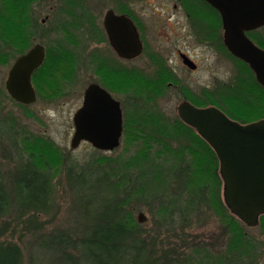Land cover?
<instances>
[{
	"label": "rangeland",
	"instance_id": "1",
	"mask_svg": "<svg viewBox=\"0 0 264 264\" xmlns=\"http://www.w3.org/2000/svg\"><path fill=\"white\" fill-rule=\"evenodd\" d=\"M64 1L68 0H59L56 2L64 3ZM77 1L80 2L79 4H77L78 6L82 4L84 5V10L81 12L83 15L85 14L86 18L87 6H85V4H88L91 0ZM101 1H103L104 3L102 7L100 6L99 10L102 13L107 4H109V2L111 3L112 1ZM95 2L97 3L98 1L96 0ZM136 2L138 1L127 0V3H129L131 7L135 5ZM21 4H24L25 9V2L22 1ZM93 4L94 1H92L91 5L89 6L90 13L94 7ZM28 6L29 10H34V13L36 10L40 11L35 7V4ZM55 7L58 9V11L63 8L57 5ZM19 8L20 5H13L12 7L13 28H11L9 22L3 23V34L9 35V39L12 40L14 49L17 52L16 54L22 52L24 48L28 49L34 44L35 40H39L42 36L39 35V33L42 32V28H40L35 35H31L34 36V41L30 39L32 42H30L29 45L25 44V23H22L20 13L21 10ZM47 12L49 11L45 10V12H42V14H35L38 23L44 17V14H47ZM182 12L184 13V11ZM181 15L182 13L180 11L176 14V16L179 18H181ZM62 18H64V15ZM179 18H172L171 23ZM56 19L60 24L61 21L59 18V13ZM82 24H86V21H83ZM15 27L19 28L21 32H23L22 37L14 33V30H16ZM70 28H72V26L62 27L63 30H60L59 32H69L71 30ZM73 32L74 34L79 33L76 30H74ZM61 33L60 36L62 35ZM166 35L167 33L163 32V36ZM152 36L156 37L155 33H153ZM57 39L59 38L57 37ZM55 43L58 44L59 42L56 41ZM193 45L196 47L194 52L198 53V55H196L195 57V61L199 64V70L195 73L191 72L189 73V75H186V73H183L181 71L182 74H184L183 78L185 79V98L189 101H192L196 105L208 102L214 103V101L211 100L218 99L219 102H217V105L219 109H221L222 111L226 110L232 116L238 117L243 121L252 122V120L254 121L260 117L264 118V115L255 114L248 108L244 109V107H242L239 102L233 101L232 99L229 100L228 97H225V94L221 93L222 84L232 85L233 83H236L237 78L240 75L241 64L238 61L232 59L224 51L222 46L214 55L211 54V51L203 49L201 48V46H197L195 42L193 43ZM72 51L77 56L75 68L72 64L67 63L61 69H43V67H41L40 69L35 71L32 77V84L34 89L36 90L37 99L32 106H25V110L23 109L22 105H19L15 102L11 103L10 100L6 97V92L4 90V81L6 79L7 72L10 66H3L2 64H0V166L2 167V169L6 171L7 169L11 168L14 162L13 157L19 154L15 152L14 148H12L14 131L17 132L18 136L25 135V139H29V136L39 137L43 139V142H50L57 149H60V152H63V156L57 157V160L55 159L53 161V165H51V172L53 174V192L51 196L52 206L49 208V211L39 216L37 227L32 230V234L27 231H25V233L22 232V229H25V221L18 224L11 222L8 227L9 230L16 228V232L10 238L12 241L17 242L24 249V264H35V250L39 241L43 239L49 245L55 241V239L50 238L47 235H51L60 230L72 231V229H75L83 224L91 225L94 223V217L96 216L98 209L93 207L92 204L87 201L86 197L89 196V194L92 192H98L100 188H97V184H95L94 181H89L88 178L85 177L84 188L91 191L83 192L81 194V197H79V205L81 206L79 208L75 207L73 206V200L78 196H76L75 193H71L70 191L68 175L73 169L71 168V163L73 161L75 163L77 162L81 164L86 163L87 161H90V158L96 153L101 156L103 162L99 161L100 163L96 165V163L91 160L89 163V165L91 164L90 173L91 177H93L94 179L98 176L100 180L103 179L102 181L104 183L102 185V189L99 190V193L101 195H104V197H107L105 201L107 202V204L105 202L104 203L108 207H110L109 205H114L116 207L118 206L117 209L121 214L122 220L124 219L126 220V222H135L140 224L142 238L145 240V246L143 248H145L146 251H148L147 249H150L151 251L153 250V254H157L160 253V251L166 250L167 246L165 244H167L169 240H172L170 233L173 232V229L174 232L177 233V237L182 238L183 236L187 241V244H185V246H191L192 243L190 242L192 241L197 243L201 236H203L205 237V242L209 243L207 245H210V248H212V246H215V249L213 251H217L220 249L222 250V242L219 240L221 239V236H223L222 240L224 238L229 239V234L227 233V231H225L227 234H224L225 232H222L223 235L221 234V230L228 228H226L223 224V220L227 219L229 215L227 211H222V209L220 211L221 214L215 212L212 189L214 187L213 181L210 182V186V180H206L204 182L206 183V185L208 183L207 187L210 188L207 189L208 192L204 193L203 200L204 203L207 200L209 201L208 206L205 203V207L201 206V208L197 210L196 213H198L199 215H194L196 213H191L189 216L185 215V217H183L180 212L182 210H179L178 208H176L177 211H174L171 214H162V211L164 209H162L161 206H158L157 204L158 201H168L165 198L167 193H170L171 197L176 196V193L178 192L182 197H188V195H191V193L187 189V186L190 188V185H195L192 181L195 180V178L199 177V175L197 174L193 175V168L190 164L191 161L189 162L188 166V169L190 168V170L187 172L188 175L185 174L186 176H184L182 172L183 169L181 167L182 165H179L178 169L180 171H177L178 176L174 177V179H170L167 176L168 185L163 186L165 187L166 191L159 190L154 199L148 198L149 196H147L148 192H150L151 195V192L155 186L153 183L150 185L149 191H144L146 193V196H144L143 198H137L139 193L132 194L130 191L132 190L133 185H135L134 182H139V180H133L131 182L125 181L123 185H121V181H123L122 176L120 178L119 175L109 176L107 174L106 170L111 165L108 162L110 158L120 159V157H122L123 159L127 160L130 155L135 154V152L137 153V150L145 149V147L153 145L154 143L158 147H160V149H164L163 144L167 145L166 141L169 142L173 147H177L178 144H184L185 142V139L183 140L181 137V139H176V137L179 136L178 132L181 131L180 125H172V123L170 122V118H174L173 115L176 114V107L179 103L176 95L177 91L173 90V96L165 95L162 99H160L161 101L159 102L152 99L153 88L155 89L156 85V80L152 76V71L156 70L154 66L150 65V63L147 64L148 70H146L145 74L146 79H139L138 76V74L141 76L144 75V72H138V65L141 63V60L127 63L125 71L123 73L124 78L121 80V78L117 76L110 77L112 83L110 87L113 90H122L125 93V100L127 104L135 103L136 105H138V109L142 110L144 113H152L153 111L160 109L163 113L166 114L165 116L167 117H159V119H157L158 117L154 116V113L147 114L150 117H154L155 120L153 121L147 118L146 122H143L139 129H136V126L132 131H129L127 129L124 137L121 140V146L110 153H101L100 151L97 152V150L93 151L87 143H82L78 146V148L75 149L70 148V139L73 134L71 125L72 116L73 113L81 106L82 93L87 86V56L84 51L78 52V54L76 53V49ZM70 58L71 54L68 53L65 59L70 60ZM113 74L117 73L114 72ZM71 84L73 90L75 91V94H72L68 97H63L62 92L60 91L61 87H66V85L70 86ZM58 87L60 88L58 89ZM57 89L59 93L57 92ZM215 92H218V94H215ZM46 94L51 95V98L52 96L57 94V97L56 99L52 98V101H47L44 99ZM262 101L263 100H261L260 102ZM258 108L264 110L261 107ZM187 128L190 127L187 126ZM164 132L169 133L167 134ZM193 132L194 134H196V131L192 129V133ZM162 134L166 136L164 137L166 141L162 138ZM18 151L20 152L21 150ZM23 153L25 154V151ZM186 161L188 160H183L181 163L187 164ZM155 162L156 160L154 161V163ZM113 165L116 166V164ZM118 169L119 166L111 171L116 172ZM123 170L126 169H123L122 167V171ZM129 171H131V169ZM136 171L137 168H134V172ZM165 173L168 174L166 170ZM104 174L105 177L108 178L107 183L104 180ZM118 177L121 180L120 184L116 185L114 189L108 186L111 183L116 184L119 180ZM178 181H180L182 187L183 182H185L184 188L181 192L178 188ZM92 185L94 186V188H92ZM198 185L202 186V184ZM201 188L203 189L205 187ZM153 193H155V191ZM85 204H89V206H86ZM95 204H97V202H95ZM165 207L169 208L170 205L166 204ZM170 209L171 208H169V211ZM155 211L160 212V214L155 213ZM139 213H142L144 215V222H138ZM200 214L201 217H199ZM199 218L201 220H199ZM191 219L193 222L191 221ZM190 221L192 223L188 224L187 222ZM181 227L183 229H181ZM242 227L248 236V240H251V242H254L257 239H262L264 241V220L261 221V218L259 219L258 225L255 227H248L245 224H242ZM170 248L178 249V251L181 252L187 249H184V247L181 246L180 243H178L176 246L172 245L170 246ZM40 251L42 255L39 259V263L64 264L62 260L58 259L60 255H58L53 250L42 247ZM75 264L79 263L77 262Z\"/></svg>",
	"mask_w": 264,
	"mask_h": 264
},
{
	"label": "trees",
	"instance_id": "2",
	"mask_svg": "<svg viewBox=\"0 0 264 264\" xmlns=\"http://www.w3.org/2000/svg\"><path fill=\"white\" fill-rule=\"evenodd\" d=\"M22 1L23 0L15 2L14 6L20 5L19 9L21 10L22 23H25V9L24 4H21ZM15 29L14 33L22 37L23 32L17 27H15ZM221 46L232 58L223 43ZM240 64V75L236 83L232 85L222 84L221 93L225 94V97H228L229 100L232 99L233 101L239 102L244 109L248 108L255 114L264 115V110L258 108L261 107L264 109V88L256 81L255 77L248 72L246 64L242 62ZM215 94H218V92H215ZM261 100L263 101L260 102ZM211 101H214V103L208 102L197 105H215L218 107V99H212ZM223 112L231 119L240 123L248 122L232 116L226 110H223ZM147 118L149 120H155L154 117L146 115L140 118L141 122H146ZM258 119H261V117ZM179 125L181 131L178 132L179 136H177L176 139H185L184 144L180 143L177 147H173L164 139L166 136L162 134V138L167 143V145H165L161 142L164 145V149H160V147L154 143L153 145L145 147V149L137 150V153L135 152V154L130 155L127 160L122 157H120V159L110 158L108 162L111 165L106 170L107 174L109 176L119 175L120 178L122 176L123 181L118 177L119 180L116 184L111 183L107 185L114 189L116 185L120 184V181L122 182L121 185H123L125 181L131 182L133 180H139V182H134L135 185H133L130 192L132 194L139 193L137 198H143L146 196L144 191H149L150 185L153 183L155 186L151 195L150 192H148L147 196H149L148 198L154 199L159 190L166 191L163 186L168 185V177L174 179V177L178 176L177 171H180L178 169L179 165H182L184 176L188 175L187 172L190 170L188 166L191 161L190 164L193 168V175H199L198 178L192 181L195 185H190V188L187 186L191 195L182 197L178 192L176 196L171 197V194L167 193L165 198L168 201H158L157 204L164 209L162 214H171L177 211L176 208H178L182 210L180 212L183 217H185V215L189 216L191 213H196L201 206L205 207V203L208 206L209 200L204 203L203 195L205 192H208L207 189L210 187H207L208 183L206 185L204 182L210 180V186V182L213 181L214 187L212 189L215 212L221 214L220 211L222 209V211H227L229 215L227 219L223 220V224L228 228L221 230L222 235V232L227 231L229 239L224 238L222 240L223 236H221L220 240L218 239L222 242V248H224L223 253H221V250L213 251L215 246L210 248V245H207L209 243L206 242H204V250L202 253V247H198V243L202 239V236L197 243L192 241L190 242L192 243L191 246H185L187 241L183 236L182 238L177 237V233L174 232V229L173 232L170 233L172 240H169L167 244H165L167 246L166 250L160 251V253L157 254H153V250L151 251L150 249L146 251V249L143 248L145 246V240L142 238L140 224L126 222L124 219L122 220L121 214L117 209L118 206L109 205L110 207H108L106 205L107 202H105L107 197L99 193L104 183L102 181L103 179L100 180L98 178L99 176L95 177V179L91 177V164L89 165L91 160H93L96 165L100 163L99 161L103 162L101 156L96 153L90 158L91 160L86 163L81 164L73 161L71 163V168L73 169L68 175L70 191L78 196L73 200V206L75 207L79 208L81 206L79 205V197H81V194L91 191L84 188L85 177L88 178L89 181H94L95 184H97V188H100L98 192H92L86 197L87 201L98 209L94 217V223L91 225L83 224L72 229V231L60 230L51 235H47L55 239V241L50 245L43 239L38 242L35 250V264H41L39 263V259L42 255L40 253L42 247L51 249L60 255L58 259L62 260L64 264H75L77 262L79 264H223V254L234 253L237 257L248 255L250 253L249 247L252 242L248 240V236L242 227L244 223L232 215L223 203V198L221 196V180L218 172V159L214 151L197 133H192L191 128H187V126L181 122ZM164 133L168 134L169 132ZM12 148L15 149L16 153H19L13 157V166L6 171L0 166V264H24V249L10 238L16 232V228L9 230L8 227L11 222L18 224L25 221V229H22V232L25 233V231H27L32 234V230L37 227L39 216L49 211V208L52 206L53 174L51 172V165H53L55 159L57 160V157L63 156V152H60V149H57L52 143H45L43 139L34 136H29V139H25V135L18 136L15 131L13 134ZM18 150L21 151L19 152ZM92 150L94 151L96 149L92 148ZM24 151L25 154L23 153ZM155 160L156 162L154 163ZM183 160H188L186 161L187 164H182L181 162ZM113 164H116V166ZM118 166L119 169L116 172L111 171ZM122 167L126 169L123 170L124 173ZM134 168H137L136 172H134ZM128 169H131V171ZM165 170L168 174L165 173ZM104 180L107 183L108 178L105 177V174ZM184 184L185 182H183L182 187L180 181H178L180 192L184 188ZM198 184H202V186ZM201 187L205 188L202 189ZM92 188H94L93 185ZM154 191L155 193H153ZM95 202H97V204H95ZM166 204L170 205V211L169 208L165 207ZM85 205L89 206V204ZM155 213L160 214L158 211H155ZM194 215L199 214L196 213ZM199 217H201V214ZM199 220L201 219L199 218ZM263 220L264 215L261 216V221ZM191 221L187 223L190 224L193 222ZM181 229L183 228L181 227ZM227 233L225 232L224 234ZM178 243H180L184 249H187L181 252L178 251V249L170 248V246H176Z\"/></svg>",
	"mask_w": 264,
	"mask_h": 264
},
{
	"label": "flooded vegetation",
	"instance_id": "3",
	"mask_svg": "<svg viewBox=\"0 0 264 264\" xmlns=\"http://www.w3.org/2000/svg\"><path fill=\"white\" fill-rule=\"evenodd\" d=\"M19 1L0 0V64L10 66L8 69L9 72L14 61L20 55L26 54L35 45H40L44 51V58L36 70L41 67L43 69H61L67 63L72 64L75 68L77 56L72 50L76 49L77 54L78 52L84 51L87 56L86 88L98 86L107 92L119 106L121 132L118 146L112 151L121 146V140L127 129L132 131L135 129V126L137 127L136 129L141 127L142 122L140 118L153 113L154 116L158 117L157 119L159 117H167L160 109L152 113H144L138 109V105L135 103L127 104L125 93L122 90H113L110 87L112 84L110 77L117 76L122 80L124 78L123 73L126 64L129 62L141 60V63L138 65V72H144V75L141 76L137 73L139 79H146L145 74L146 70H148V63L155 67L156 71H152V76L156 80L155 89L153 88L152 93V99L154 101H161L160 99L165 95L173 96V90H176V95L179 100L178 106L181 102L188 101L196 107H205L196 105L185 98V79L183 78L184 74L182 72L189 75V73H195L199 70V64L195 61L198 53L194 52L196 48L193 45L194 42L197 46L211 51V54L214 55L223 43L221 12L211 6L206 0H137L138 2L132 7L127 3V0H111L112 2L107 4L102 13L99 10L100 6L102 7L104 4L103 1L97 0L98 2L96 3V0H89L90 2L85 4L87 6L86 18L85 14L83 15L81 12L84 10V5L78 6L77 4L80 2L77 0H68L64 1V3H57L56 1L59 0H23L25 2V44L29 45L32 42L31 40L34 41V36L31 35H35L40 28H42V32L39 35L42 36L39 40H35L34 44L28 49L24 48L22 52L16 54L17 52L14 49L12 40L9 39V35L3 34V23L9 22L11 28H13L12 7L15 2ZM92 1H94V7L90 13L89 6ZM32 4H35V7L40 11L36 10L34 13V10H29L28 5ZM56 5L63 8L58 11L55 7ZM45 10L49 12L47 14L45 13L44 17L38 23L35 14H42ZM179 11L182 13L181 18L176 16ZM58 13L61 21L60 24L56 19ZM63 15L64 18H62ZM172 18L179 19L171 23ZM125 19H129L132 22L140 44L138 53L134 57L129 58L119 54V49L124 51L125 46L123 45L122 36H117L125 31ZM83 21H86V24L83 25ZM69 26H72L70 28L71 33L70 31L59 32L63 30L62 27ZM74 30L79 33L74 34ZM108 31L112 34V37ZM163 32L167 33V35L163 36ZM60 33L62 34L61 36ZM153 33H155L156 37L152 36ZM245 34L253 44L264 50V25L247 31ZM53 35H56L59 39ZM56 41L59 43L56 44ZM68 53L71 54L70 60L65 59ZM230 55L235 61L246 64L248 72L255 77L254 72L247 63L232 54ZM185 60H190L194 68H190L185 64ZM35 71L32 73L31 83ZM114 72L117 74H113ZM6 79L4 81V90L6 97L11 103L15 102L22 105L25 110V106H32L36 102L35 100L31 104L25 105L14 100L5 87ZM34 91L37 99L36 90L34 89ZM60 91L63 97L75 94L72 84L61 87ZM83 94L84 91L82 93V102ZM56 97L57 94L52 96L54 99ZM52 98L49 94H46L44 97L47 101H52ZM178 106L176 107V114L173 115L174 118H170L172 125H179L180 122L185 124L179 118ZM71 125L74 132L73 121ZM86 143L95 149L90 143ZM97 151L101 153L112 152ZM203 241L205 242V238L202 236V239L198 243V247H202V253L204 250ZM223 250L224 248L221 250V253H223ZM249 251L250 253L248 255L242 257H237L234 253L223 254V264H264V241L262 239H257L252 242Z\"/></svg>",
	"mask_w": 264,
	"mask_h": 264
},
{
	"label": "water",
	"instance_id": "4",
	"mask_svg": "<svg viewBox=\"0 0 264 264\" xmlns=\"http://www.w3.org/2000/svg\"><path fill=\"white\" fill-rule=\"evenodd\" d=\"M206 1L221 12L225 48L250 66L256 81L264 88V50L245 34L264 25V0ZM125 20V31L117 35L122 36L125 50L118 49L120 55L129 58L138 53L140 44L132 22ZM109 35L112 37L110 32ZM43 58L42 46L35 45L14 61L5 87L17 102L28 105L36 100L31 76ZM185 64L194 68L190 60H185ZM177 110L179 118L196 131L218 159L225 207L246 226H257L264 215V118L240 123L213 105L196 107L188 101L181 102ZM72 121L71 149L78 148L82 142L101 151H112L118 146L119 106L98 86L84 90L83 102ZM144 220V215L139 213L138 222Z\"/></svg>",
	"mask_w": 264,
	"mask_h": 264
}]
</instances>
